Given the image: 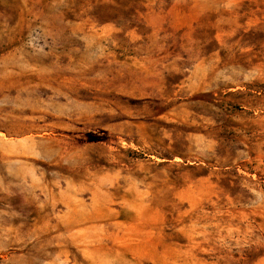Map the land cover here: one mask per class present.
Returning <instances> with one entry per match:
<instances>
[{
    "label": "rangeland",
    "instance_id": "1",
    "mask_svg": "<svg viewBox=\"0 0 264 264\" xmlns=\"http://www.w3.org/2000/svg\"><path fill=\"white\" fill-rule=\"evenodd\" d=\"M0 264H264V0H0Z\"/></svg>",
    "mask_w": 264,
    "mask_h": 264
}]
</instances>
